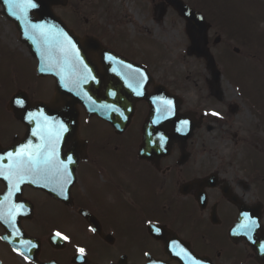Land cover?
Returning a JSON list of instances; mask_svg holds the SVG:
<instances>
[{"label": "flooded vegetation", "instance_id": "af4514ba", "mask_svg": "<svg viewBox=\"0 0 264 264\" xmlns=\"http://www.w3.org/2000/svg\"><path fill=\"white\" fill-rule=\"evenodd\" d=\"M111 6L110 0H68L65 7L54 9L69 13L62 17L75 34L94 36L106 49L143 66L152 77L144 88L146 94L159 84L184 96L181 86L165 84L159 43L135 40L124 47L118 41ZM5 13L0 6V22L12 38L9 43H0V154L15 151L29 139L38 143L31 136L35 124L26 117L30 112H43L50 120L64 124L67 131L62 133L59 144L61 158L70 155L75 163L70 165L72 182L66 185L63 195L52 191V186L43 187V182L24 183L21 191L14 194L12 203L23 204L24 210L16 217L19 236L14 235L12 225L0 221L3 264H10L8 258L13 256L4 235L26 238L35 245L26 249L32 258L28 264L51 260L71 264L73 256L81 254V248L83 255L97 264H118L120 259L124 264H191V260L198 264H264V166L258 158L248 155L251 147L264 162V144L260 147L256 122H232L231 116L238 110L236 106L228 107L218 115L206 114L201 128L194 130L187 141L185 151L175 143L169 154L160 157L149 146L146 155L139 157L143 124L172 126L173 116L156 122L158 117L150 116L148 103L139 102L128 128L119 135L113 122L87 116L80 105L79 141L71 145L70 107L51 106L47 112L31 105L21 107L16 100L10 105L17 93L28 102L49 101L54 94V78H45L48 84L38 89L34 54L18 40L14 22ZM97 56L102 59L101 53ZM108 71L112 76V66L106 68ZM102 72L104 69L99 68L96 94L107 95L110 89L112 96L117 79L102 80ZM220 94L218 98L212 94L209 97L217 103L221 101ZM114 103L113 106L111 99L109 105L98 108L113 119L116 112L111 109H117L116 100ZM197 110L198 106L184 99L179 114L195 111L197 118L201 113ZM219 123L227 126L225 143L243 145L240 151L245 152H231L215 162L203 160L197 152L198 134ZM157 133L146 130L145 138L153 140ZM7 191L8 182L0 177V198ZM246 217L255 221V227H245L249 223ZM57 232L68 240L56 237ZM180 249L191 259L183 253L177 255Z\"/></svg>", "mask_w": 264, "mask_h": 264}, {"label": "rangeland", "instance_id": "374dc122", "mask_svg": "<svg viewBox=\"0 0 264 264\" xmlns=\"http://www.w3.org/2000/svg\"><path fill=\"white\" fill-rule=\"evenodd\" d=\"M185 3L203 14L212 24L209 31V48L221 71L219 87L221 101H214L210 96L209 72L202 59L186 53L188 40L184 22L172 9H167L162 21L156 22L153 11L157 2L148 0H110L114 17L113 31L118 34V41L125 47L140 37H150L159 42L162 50L165 82L177 84L184 90L190 105L198 106V111L223 113L225 108L236 106L237 114L231 116L232 122H256V136L260 147L264 144V0H207L205 4L197 0H184ZM61 16L69 15L65 10L58 11ZM242 26H239L240 24ZM0 22V43H9L12 38ZM215 36L220 37L219 44L213 45ZM250 40V41H248ZM146 41H148L146 39ZM149 42V41H148ZM233 48L240 53L234 54ZM45 81L38 82V89ZM242 93L246 98H242ZM255 112V113H254ZM260 114V115H259ZM8 121V118H6ZM221 125V126H220ZM247 125V124H244ZM238 126L237 124L234 125ZM227 126L219 123L212 130L199 132L197 152L203 160L215 162L225 154L240 151L241 145L225 143L224 132ZM232 146L231 150L228 147ZM248 155L258 158L259 154L249 147ZM10 264H24L15 254L8 258Z\"/></svg>", "mask_w": 264, "mask_h": 264}, {"label": "snow or ice", "instance_id": "6c2138e0", "mask_svg": "<svg viewBox=\"0 0 264 264\" xmlns=\"http://www.w3.org/2000/svg\"><path fill=\"white\" fill-rule=\"evenodd\" d=\"M0 2L6 6V11L10 16L23 22L25 35L40 48V56L43 61L40 68L41 72H55L64 82L65 87L72 84L75 88H79L81 84L87 83L90 75L87 66L83 65L80 60L76 45L68 34L56 25L32 23L29 20V10L37 7L35 0H0ZM111 59L113 58L110 56L109 60ZM126 67L130 70L129 79L137 81L136 87H133L132 83H129L128 86L133 88L137 95H143L140 90L142 88L140 80L146 79V77L139 69H134L132 65L129 64ZM115 70L113 69V71ZM16 103L23 107L24 100L17 99ZM160 104L162 105L160 111L163 113L171 112L172 102L170 100H161ZM111 110L119 111L116 108ZM121 115L123 114L121 113ZM26 119L29 123L35 124L31 136L39 142L33 143V140L29 139L27 143L22 144L15 151H8L6 155L0 154V177L8 182L7 194L0 198V221L6 225H12L16 236L20 235L19 229L15 227L16 217L24 210V205L12 203V197L16 192L21 191V185L43 182V187L52 186V191L63 195L66 185L72 182L70 165L75 163L70 155L61 158L59 144L62 133L67 131L63 123L50 120L43 112H30ZM186 123L185 121L184 124L186 125ZM246 219L249 221L248 225L245 226L246 228L255 227V221L248 217ZM156 231L159 232V229ZM55 236L62 240H68L67 236L61 237L59 232ZM21 243L25 245L26 249L35 247L31 241H21ZM261 247L264 249V246ZM79 252L83 255L84 249H79ZM181 253L184 257H188V253L183 249H180L177 255ZM21 254L23 255V253ZM191 264H198V262L191 260Z\"/></svg>", "mask_w": 264, "mask_h": 264}, {"label": "water", "instance_id": "95a60500", "mask_svg": "<svg viewBox=\"0 0 264 264\" xmlns=\"http://www.w3.org/2000/svg\"><path fill=\"white\" fill-rule=\"evenodd\" d=\"M67 0H35V2L37 3V7L35 9H31L29 10V20L32 23H46V24H51V25H56L58 28H61L64 30V32H66L68 34V36L72 39L73 42L78 43L79 45L82 44L83 42H90L91 39H84V38H79L77 36H75L70 30L67 29V27L63 24V22L60 20L59 17H57L53 11H52V7L53 6H57V5H65ZM169 5H171L177 12L178 14L183 17L186 21V32L187 35L189 37L190 40V46L188 48V52L189 54L195 55L196 57H202L205 59L206 64H207V68L210 71V74L212 76V79L214 80V82H217L219 79V72L216 70L215 65H214V61L212 56L209 54V50L207 48V30L209 25L205 22V20L197 13H195L193 10H191L190 8H188L183 2H181L180 0H168L166 1ZM3 4V3H2ZM4 5V4H3ZM157 16L158 18H161L165 12V3H161L159 5H157ZM16 25L19 29V33L21 34V36H23V33L25 32L24 29V25L22 21H18L16 22ZM22 41H26L28 42L26 39H24L23 37H21ZM218 39H216L215 42H217ZM93 50H98L99 48H97V46L93 45ZM33 50H37L40 51V48L37 46L35 48H33ZM80 50L82 51H86L88 52L89 50H91V48L88 46V44H86L85 46L83 45ZM38 69H37V73L39 77H44L47 76L48 74H50L49 72L45 71V72H41L40 68L43 65V61L41 60V56L40 54H38ZM122 60V59H120ZM118 61V65H124L123 62ZM97 60H95L94 58H90V60H88V64H92V66L96 65ZM120 72H118V78H117V103H118V114H117V131L119 133L123 132V130L126 128L127 124L129 123L132 115H133V110H134V105L136 102H138L139 100L145 99V97L142 96H137V95H132L131 92L126 91V89L123 87V85L120 82ZM115 79V77H114ZM70 85H68V87H66V89H61L59 87V82L56 80V87H55V91H56V96L54 97V100L50 103V104H42L39 103V105H52V106H60V105H64V106H70V107H75L78 104V98L70 93V89L73 90L71 87H69ZM215 92H218V88L214 87L213 89ZM158 95L163 98L164 100H170L172 102L171 105H174L173 100L171 99V97L168 95L167 92L165 91H160L158 93ZM92 101V100H91ZM121 113L123 115H121ZM70 115H75L76 113L73 112V110H70L69 112ZM76 116V115H75ZM176 121V120H175ZM70 139L73 140L76 137V120L74 118V120L70 121ZM177 122V121H176ZM198 127L200 126V120L198 121ZM162 130H160L161 132H170V131H174L176 129L180 130V129H184V127L177 125V123L173 126V128L170 127H162ZM166 141L160 143L157 146L159 148L158 153L163 155L166 154L167 148H168V144H171L173 140H176L175 135L173 136H168L166 135ZM173 139V140H172ZM146 142L144 141L143 138V142L141 144V148L139 153H144L143 149L146 146L145 144ZM11 242V244H15L13 241H9Z\"/></svg>", "mask_w": 264, "mask_h": 264}]
</instances>
